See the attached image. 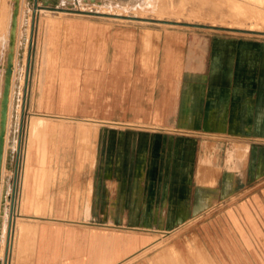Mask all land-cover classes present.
I'll return each mask as SVG.
<instances>
[{"label":"rangeland","instance_id":"374dc122","mask_svg":"<svg viewBox=\"0 0 264 264\" xmlns=\"http://www.w3.org/2000/svg\"><path fill=\"white\" fill-rule=\"evenodd\" d=\"M127 53L136 72L152 75L154 98L166 87L173 104L182 83L210 75L211 65L264 87V0H0V264H29L36 225L65 206L47 202L57 180L92 183L95 169L110 163L119 164L122 191L133 177L143 184L138 164L147 169L144 183H160L169 168L174 186L182 165L190 180L185 219L120 220L121 229L135 227L130 232L149 242L121 264L164 257L167 264H210L200 246L211 264H264V138L198 129L190 108L177 122L176 108L160 116L78 106L87 97L80 70L72 69L111 67ZM137 131L152 133L150 140L128 138ZM244 151L242 171L228 183L225 169H238L229 155ZM176 192L170 188L173 210ZM73 206L90 205L65 209ZM153 207V216L170 215V203Z\"/></svg>","mask_w":264,"mask_h":264},{"label":"crops","instance_id":"0c3cea01","mask_svg":"<svg viewBox=\"0 0 264 264\" xmlns=\"http://www.w3.org/2000/svg\"><path fill=\"white\" fill-rule=\"evenodd\" d=\"M92 56L94 54L90 53L87 59H94ZM121 56L118 59L114 57L117 62H112L111 67H108V63L106 68L99 67L101 69L93 68V64L85 67L81 64V67L72 69L80 70L82 93L87 97L85 103L82 102L85 98L81 99L79 107L114 108L111 114L119 107L142 109L143 115L158 111L156 113L160 116L166 112L165 109L176 108L177 122L185 121V108H190L187 112L191 117L190 123L198 125V129L211 131V133H230L236 138L244 137V140L250 137L264 138V87L259 85L255 79L247 80L245 76L235 74L231 68L211 65L210 75L207 74L203 78L204 73H199L201 75L198 78L195 77L182 83L181 91L177 93L176 103L173 104L172 101L170 102L172 96L169 95L166 87H161L158 98H154L155 89H152L151 85L152 75L141 70V73L135 71L134 63L130 62L134 59L132 53ZM103 59L109 60V58ZM73 75L75 74L70 73V76ZM166 76V74L162 76L164 79H160V84L167 81ZM127 134L132 135V138L128 137L129 139L137 140L143 134L144 138H149L152 133L137 131V133ZM123 135V132H118L117 138ZM160 136L163 142L165 140L167 143L169 136L164 134ZM182 139L189 141V139ZM260 149L259 157L264 164V146ZM246 154L248 153L244 151L243 154L233 152L229 155L228 159L233 160L234 167L238 169H225V178L228 183L231 180L233 182L232 175L234 174L231 173L242 171L240 167L245 161ZM144 155H146L145 152ZM142 165L136 166V176L142 174L143 184L133 177L131 183L128 181L124 186V191L120 185L119 164L111 165L110 163L97 167L95 171L99 174L95 175L96 178L92 180V183L85 180L79 181L78 184L74 183V185L71 182L66 186L67 181L57 180L51 188L53 193L47 202L65 206H56L53 208V215L46 216L49 219L44 218L36 225L29 264L125 263L143 247L148 246L149 242L144 235L130 232V229L135 227L127 226L121 229V219L130 217L137 220L153 219V217L159 220L185 219L187 211L184 208L183 196L184 189L188 190L190 187V180L188 176L187 184L184 182L183 165L179 169L180 173L174 186L170 183L169 168H164L160 183H153L149 179L147 183H144L143 179L144 176L146 177L147 169L145 164ZM254 166V161H252L250 169L246 168L244 177L247 173L253 172ZM237 179L238 177L235 176V180ZM138 182L139 186L136 185ZM157 187L161 188L162 193L157 191ZM171 187L177 188L175 194L178 198L175 200L177 206L175 210L172 206L173 200H169ZM156 202H161L164 206L170 203L171 209L168 208L166 211L170 215L167 213L162 216L161 214L153 216L155 214L153 206ZM121 203L126 205L124 206L126 211L124 209L123 214L120 212ZM83 204L90 206L85 211L80 210V206H73L72 211L69 210V212L65 209L67 205ZM137 205L138 210H136ZM200 251L205 260L207 259L211 264V254L208 253L210 257L207 258L208 251L201 246ZM167 260L164 257L160 263L167 264Z\"/></svg>","mask_w":264,"mask_h":264}]
</instances>
